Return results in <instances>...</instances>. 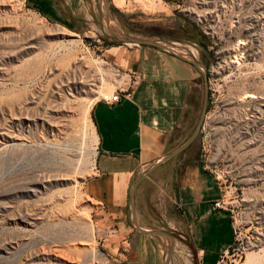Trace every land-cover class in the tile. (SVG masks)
Here are the masks:
<instances>
[{
  "label": "rangeland",
  "instance_id": "rangeland-1",
  "mask_svg": "<svg viewBox=\"0 0 264 264\" xmlns=\"http://www.w3.org/2000/svg\"><path fill=\"white\" fill-rule=\"evenodd\" d=\"M74 2L75 31L0 0V264H55L59 253L63 264H128L84 183L96 142L90 105L126 80L109 58L135 39L187 58V48H206L208 98L191 143L231 210L218 264H264V0ZM159 175L143 187L171 213L174 182Z\"/></svg>",
  "mask_w": 264,
  "mask_h": 264
},
{
  "label": "crops",
  "instance_id": "crops-1",
  "mask_svg": "<svg viewBox=\"0 0 264 264\" xmlns=\"http://www.w3.org/2000/svg\"><path fill=\"white\" fill-rule=\"evenodd\" d=\"M26 1L43 18L75 31L74 0ZM109 59L126 76L122 87L132 83L128 95L118 92L116 102L106 103L105 95L90 105L96 142L85 193L101 222L115 225L126 244L128 264H216L232 241L230 213L215 206L219 183L197 158L191 143L196 126L182 120L185 108L201 99L195 82L199 64L148 43L124 47ZM122 79L123 75L116 80ZM203 109L204 105L201 113ZM195 113L189 112L192 122ZM159 173L168 184L174 182L171 213L161 210L153 193L143 187L156 186L154 176ZM162 219L175 236L163 228ZM163 237L169 241L168 255Z\"/></svg>",
  "mask_w": 264,
  "mask_h": 264
},
{
  "label": "flooded vegetation",
  "instance_id": "flooded-vegetation-1",
  "mask_svg": "<svg viewBox=\"0 0 264 264\" xmlns=\"http://www.w3.org/2000/svg\"><path fill=\"white\" fill-rule=\"evenodd\" d=\"M194 46H196V43H192ZM188 50V58L182 55H178L181 56L184 60L194 64V62H196L197 64H199L198 68H199V75L196 78L195 82H197L199 84V86L201 87V99L200 102H192V104H189V107L192 109H190L188 106L185 108V110L182 113V120L187 118V122L189 123V125H193V127L197 124V120H194L192 122V119H188V115L189 112H193L196 111V115L197 117H199V115L201 114V108L202 105H204V108L206 109V100L208 98V87L206 86V79H207V74H206V67H207V56H208V52L206 50V48L204 49V51L202 52H198V49L196 47H194L195 53H193L189 48H187ZM172 54H175L173 52H171ZM199 95V94H198ZM191 105V106H190ZM196 119V118H195Z\"/></svg>",
  "mask_w": 264,
  "mask_h": 264
},
{
  "label": "built area",
  "instance_id": "built-area-1",
  "mask_svg": "<svg viewBox=\"0 0 264 264\" xmlns=\"http://www.w3.org/2000/svg\"><path fill=\"white\" fill-rule=\"evenodd\" d=\"M12 1L17 2L20 5H24L26 3V0H12ZM117 72H119V71L117 70ZM116 75L118 76V74H116ZM135 77H136L135 74L134 73H131V78H132L133 81H134ZM131 83L128 84V85H126V87H124V88L122 87V83L116 85L117 86L116 89H115L116 91H114L113 93L107 94L106 97L104 98L105 102L106 103H114V102H116L117 99H118V92H120V91H122L124 93V95H128V89L131 87ZM209 172L213 176L214 180L218 182V178L216 177V172H214V170H210V169H209ZM214 204L217 207H224V208H226L225 206H223V203L219 199L216 200ZM226 209L229 212L231 211L229 208H226ZM232 235H233V226H232ZM218 260H217V263L216 264H218Z\"/></svg>",
  "mask_w": 264,
  "mask_h": 264
},
{
  "label": "bare ground",
  "instance_id": "bare-ground-1",
  "mask_svg": "<svg viewBox=\"0 0 264 264\" xmlns=\"http://www.w3.org/2000/svg\"><path fill=\"white\" fill-rule=\"evenodd\" d=\"M161 43V42H160ZM176 47V46H175ZM170 48V47H169ZM50 251V250H49ZM55 251V250H54ZM57 251V250H56ZM52 252V251H51ZM58 252V251H57ZM56 252V253H57ZM59 253V252H58ZM60 254V253H59ZM57 255V254H52V255H49V257L53 260V261H55L54 263L55 264H63L62 262L63 261H60L61 260V257H60V255ZM66 257V256H65ZM64 257V258H65ZM73 259V258H72ZM66 260V259H65ZM70 261H72V260H70ZM51 262V261H50ZM78 262V261H77ZM65 264V263H64Z\"/></svg>",
  "mask_w": 264,
  "mask_h": 264
},
{
  "label": "water",
  "instance_id": "water-1",
  "mask_svg": "<svg viewBox=\"0 0 264 264\" xmlns=\"http://www.w3.org/2000/svg\"><path fill=\"white\" fill-rule=\"evenodd\" d=\"M125 39H130L129 37H124ZM134 41V43L135 44H140V43H148V44H151V45H155V42H151V41H145V40H143V39H135V40H133ZM159 47H161V46H159ZM167 255H168V251H167V253H166Z\"/></svg>",
  "mask_w": 264,
  "mask_h": 264
},
{
  "label": "trees",
  "instance_id": "trees-1",
  "mask_svg": "<svg viewBox=\"0 0 264 264\" xmlns=\"http://www.w3.org/2000/svg\"><path fill=\"white\" fill-rule=\"evenodd\" d=\"M28 3V1H26Z\"/></svg>",
  "mask_w": 264,
  "mask_h": 264
}]
</instances>
